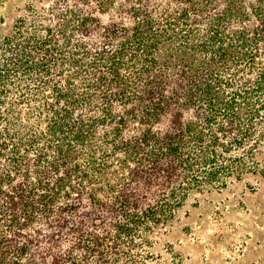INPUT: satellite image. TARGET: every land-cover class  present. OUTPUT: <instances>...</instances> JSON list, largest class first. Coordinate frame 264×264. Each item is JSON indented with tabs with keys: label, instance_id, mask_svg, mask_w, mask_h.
<instances>
[{
	"label": "rangeland",
	"instance_id": "1",
	"mask_svg": "<svg viewBox=\"0 0 264 264\" xmlns=\"http://www.w3.org/2000/svg\"><path fill=\"white\" fill-rule=\"evenodd\" d=\"M256 4L257 0H0V66L4 63L6 40L14 35L15 27L22 20L20 26L25 29L26 37L34 40L54 38L51 47L57 56L45 79L39 75L27 77L22 72L13 78L0 107V132L17 133L32 144H43L50 139L47 134L50 120L66 111H71L74 119L92 120L96 126L87 146L77 152L80 168L74 182L82 192V205L75 213H61L59 208L69 202L61 199L49 222L35 223L29 228L26 235L30 244H25L28 253L21 264H52L57 260L94 263L100 257L88 255L82 244L80 247L74 244L77 235L72 230L74 224L88 226L94 216L100 214L90 200L106 201L122 196L124 192L140 200L156 197V189L132 190L135 185L131 183V170L123 164L124 155L119 149L123 142L138 138L141 127L128 120L121 130L119 122L128 118L127 111L114 97L106 94L112 75L106 61L99 60L102 55H112L119 50L133 32L136 15L152 16L153 30L163 29L168 33L171 32L169 20L186 16L178 21L181 25L176 24L171 38L170 35L162 38L161 64L155 70L157 73L161 69L169 76L166 85L170 92L181 95L182 104L186 101L184 90L193 89L196 93L205 87V80L210 75L206 64L212 63L215 57L208 38L215 28L221 32L225 49L233 56L227 69H214V74L224 82L216 87L217 92L225 101L235 97L238 102L263 104L264 91L247 92L258 87L264 78V40L246 53H237L234 49L239 34L245 33L249 39L262 35L263 19L255 15ZM194 83L198 85L195 87ZM107 100L112 102L110 106L104 104ZM178 103L173 102L174 105ZM102 106L106 108L102 110ZM194 116L186 113V120L195 119ZM253 126V139L243 148L232 147L227 156L232 157L231 160L243 159L240 164L244 168L239 163L233 165L239 169L226 177V189L239 182L238 178L243 180L252 174L250 171L264 166V155H260L264 148V121L257 119ZM236 138L237 133H233L225 143L235 144ZM254 143L257 147H253L248 155L246 152ZM27 151L33 160L34 147H27ZM218 190L216 183L204 185L200 190L193 189L175 218L167 225L156 226L148 234V243L107 244L109 259L119 264H264V244H253L249 248L243 241L201 244L197 226L192 223L193 211L207 194ZM163 192L171 194L169 190ZM60 223H67L62 240L54 233ZM104 226L103 232L109 231L110 223Z\"/></svg>",
	"mask_w": 264,
	"mask_h": 264
},
{
	"label": "trees",
	"instance_id": "2",
	"mask_svg": "<svg viewBox=\"0 0 264 264\" xmlns=\"http://www.w3.org/2000/svg\"><path fill=\"white\" fill-rule=\"evenodd\" d=\"M256 5L255 15L263 19L262 35L249 39L247 34H239L234 48L237 53L252 51L254 44L258 45L264 40V0H257ZM185 17L182 15L169 20L171 32L168 33L163 29L154 31L152 16L138 13L132 34L127 36L119 50L99 58L106 61L105 65L112 75L106 94L114 97L127 111L128 118L119 122L121 130L128 120L141 127L140 136L123 142L119 149L124 155L123 164L131 170V183L135 185L132 190L156 189L157 193L155 198L144 200L125 192L106 201L90 200L93 208L102 216H94L88 226H72L77 235L74 244H78V247L82 244V249L88 255L100 257L94 263L87 261V264H119L109 259V247L106 245L148 243V234L156 226L169 224L193 189L200 190L204 185L213 183L218 184V192L226 189V177L239 169L233 165L243 161L231 160L228 154L232 147L243 148L253 139V125L257 119L264 121V103L238 102L235 97L225 101L217 92L216 87L224 82L214 74V69H227L233 56L225 49L221 32L216 28L210 32L208 45L219 59L214 57L212 63L206 64L210 75L205 80V87L196 93L193 89L184 90L186 101L183 104L180 102L181 95L168 89L169 76L161 69L155 73L161 64L159 50L162 38L167 35L171 38L174 27ZM20 23L23 24V20L5 43L6 54L0 66V107L13 78L20 72L27 77L39 75L45 79L52 62L57 60L51 47L54 38L30 39L25 36L26 31ZM214 25L220 27L219 24ZM184 69L187 74V69ZM194 85L196 87L198 84ZM254 90L264 91V78L258 87L247 93ZM177 101L181 105L173 104ZM106 103L110 106L112 102L107 100ZM102 107V110L106 108ZM186 113L195 115V119L186 120ZM95 127L94 121L76 120L71 111H66L50 120L47 129L50 139L43 144H32L17 133L0 132V264L22 263L28 253L25 244H30L27 230L35 223L49 222L56 214L59 200L69 201L64 208H59L61 213H75L82 205V192L74 182L80 168L77 152L87 146ZM233 133H237V138L233 140L235 144L225 143ZM256 145L254 143L245 152L251 154ZM27 147L35 149L33 160L28 155ZM240 165L244 168L243 164ZM250 173L260 174L264 178V166ZM165 190L171 194H164ZM250 190L255 188L250 186ZM107 222L110 223L109 231L103 232ZM66 225L60 223L58 230L54 231L58 240ZM52 264L84 263L57 260Z\"/></svg>",
	"mask_w": 264,
	"mask_h": 264
},
{
	"label": "crops",
	"instance_id": "3",
	"mask_svg": "<svg viewBox=\"0 0 264 264\" xmlns=\"http://www.w3.org/2000/svg\"><path fill=\"white\" fill-rule=\"evenodd\" d=\"M260 155H264V148ZM199 203L192 223L198 228L201 244L243 241L248 248L264 244V178L260 174H249L232 188L209 193Z\"/></svg>",
	"mask_w": 264,
	"mask_h": 264
}]
</instances>
